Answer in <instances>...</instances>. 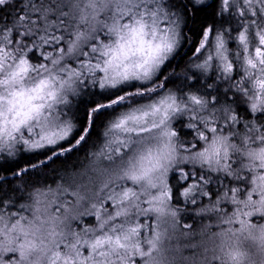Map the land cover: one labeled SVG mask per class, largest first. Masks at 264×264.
Listing matches in <instances>:
<instances>
[{"label":"snow or ice","instance_id":"6c2138e0","mask_svg":"<svg viewBox=\"0 0 264 264\" xmlns=\"http://www.w3.org/2000/svg\"><path fill=\"white\" fill-rule=\"evenodd\" d=\"M0 264H264V0H0Z\"/></svg>","mask_w":264,"mask_h":264}]
</instances>
